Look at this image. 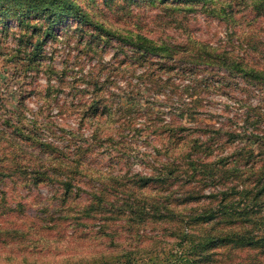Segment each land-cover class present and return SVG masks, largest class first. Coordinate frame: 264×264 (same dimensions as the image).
<instances>
[{
    "label": "rangeland",
    "instance_id": "374dc122",
    "mask_svg": "<svg viewBox=\"0 0 264 264\" xmlns=\"http://www.w3.org/2000/svg\"><path fill=\"white\" fill-rule=\"evenodd\" d=\"M75 1L85 14L82 21L64 18L53 23L37 12L26 14L24 22L14 16L0 20V264H78L113 249L105 248L102 240L108 234L97 237V214L72 212L70 198L63 202L57 196L62 186L41 180L39 173L33 172L44 169L39 160L49 164L53 161L51 154L56 155L60 148L71 153L76 143L91 144L85 170L89 174L81 177L79 189L72 187L81 208L94 184L112 183L109 174L152 175L161 171L170 123L179 122L188 128L181 130V143L169 154L187 153L195 135L206 137L201 125L231 127L229 117L245 109L238 97L247 95L246 89L255 91L250 92L252 103L263 93L240 75H229L220 66L225 63L192 61L190 51L183 46L169 56L155 50L145 57L125 43L127 38H121L138 34L168 46L188 42L194 51L205 43L209 48L204 51H224L242 65L264 68V6L256 8L261 0H200L195 4L176 0ZM219 8L226 11L218 14L223 10ZM94 24L101 26L99 30ZM49 25L51 29L46 32ZM163 65H209L212 70H198V81L186 73H173L170 78L174 87L154 88L149 83L167 79ZM154 67L158 71L152 73ZM95 79L103 83L97 93L111 105L112 115L100 112L91 122L80 123L78 108L82 102L77 106L72 102L90 101ZM190 83H202L193 95L185 88ZM117 107L123 111L119 113ZM126 107L130 108L125 111ZM131 117L130 122L122 124ZM101 122L103 131L119 141L118 145L91 142L93 130ZM241 122L238 118L235 128ZM128 125L138 127L141 133L133 136ZM12 136L14 140L10 141ZM225 139L226 133L218 141ZM236 140L240 141L235 144L244 143L243 139ZM41 143L57 149L46 148V152ZM225 145L222 150L214 148L207 157L217 156L227 163L234 144ZM174 169L164 181L150 179L143 187L146 196L168 200L169 208L146 213L137 224L140 236L135 245L145 250L136 256L153 261L147 264H157L164 252L182 250L177 240L182 228L197 234L209 232L216 239L205 245L207 264H264V192L256 191L264 182L246 180L243 187L250 185L252 190L244 194L234 189L240 188V182L228 173L217 171L219 176H213L200 168L194 171L187 164ZM189 169L193 172L185 174ZM254 192L259 201L255 212H241L239 207L252 201ZM222 204L224 212L220 213ZM197 213H208V221L196 222L190 217ZM109 215L116 219L111 218L104 231H110L112 225L125 227L124 217ZM239 236H245L244 241ZM131 239L129 236L123 244L129 245Z\"/></svg>",
    "mask_w": 264,
    "mask_h": 264
},
{
    "label": "trees",
    "instance_id": "16d2710c",
    "mask_svg": "<svg viewBox=\"0 0 264 264\" xmlns=\"http://www.w3.org/2000/svg\"><path fill=\"white\" fill-rule=\"evenodd\" d=\"M186 4H195V2L200 0H176ZM262 2V3H261ZM261 3V4H259ZM256 4V8L260 10L264 6V0H261ZM230 3H228L229 5ZM223 9V8H221ZM219 8V10H221ZM35 10V11H33ZM214 12L215 9H213ZM226 11V8L219 12L218 14H223ZM31 12H37L40 15L46 17L50 22H58L64 18H73L78 21H82V17L85 16L82 13V8L75 0H0V20H4L8 16H14L17 20L24 22V17L26 14H31ZM99 24H94L96 28L99 30ZM101 27V26H100ZM51 29V26H47L45 31L48 32ZM101 33V32H100ZM102 34V33H101ZM105 37L110 38L108 33L105 32ZM132 34L123 36L121 38H127L125 43H130L132 48L138 50L139 55L148 56V53L161 52L163 56H169L173 51L183 50L187 48L188 55H192V61L205 60V61H217L220 63H225L226 65H220L225 68L226 72L229 75H240L242 78L250 82L254 88L260 89L264 93V68L256 67L255 65H242L241 61L234 59L231 56L225 55L224 51H218L217 53L212 52V48L210 50L204 51L209 48L205 43H200V50H193L189 47L191 43L183 42V44H173L168 46L166 43L162 45H158L156 43H152V40L147 36L136 35L135 38H132ZM118 38V39H121ZM190 41H195L193 38L189 37ZM128 43V44H129ZM122 44V43H121ZM147 53V54H146ZM165 53V54H164ZM167 54V55H166ZM210 58V59H209ZM179 60V59H178ZM150 66V65H148ZM163 70H167L168 76L167 79H161L159 81H154L155 83H149L150 86L160 87V86H173L171 83V75L173 73H186L189 76L193 77V81H198V77L196 74L198 70H207L210 72L212 68H209V65H163ZM162 70V67L160 68ZM158 69L154 67L151 72H157ZM145 75H148V72H144ZM142 73L141 77L145 80V76ZM96 77V76H94ZM147 77V76H146ZM210 78V76H209ZM208 77H205V82H207ZM59 80H62V74H59ZM209 80V79H208ZM169 81V83H168ZM152 84V85H151ZM170 84V85H169ZM202 83H197L193 85V83L185 86L188 89V93L193 95L194 92H197V85H201ZM207 84V83H206ZM74 85V83H73ZM72 85V86H73ZM93 89H94V97L90 98V101H77L72 102V105L77 106L78 102L81 103V107L78 108L81 113L80 115V123L84 121L91 122L93 117L98 113H105L107 117L112 115L111 105L103 102L102 98L97 93L98 90L102 89L103 83L95 79L93 81ZM75 86V85H74ZM79 90V89H78ZM173 88L169 90L170 93H173ZM247 90V95H242L238 97V101H240V105H243L245 108L241 112H237L233 114L232 117H229V123L232 127L224 128L223 126H216L210 124H205L204 131L207 135L205 138L201 139L199 135H195L189 142L191 143L190 150L187 153H181L176 155L172 153L169 154V151H174L178 149L179 144L181 143V130L187 129L188 127L182 123H170L166 129V154L165 159L161 161V166H163L158 173L152 175H143L138 172L133 173H118V174H109L107 177L110 178L112 183L101 182L96 186L93 185L89 190L88 196L85 198V204L81 205V208H78L80 200L77 199L78 194H72V187L79 189L80 182H82V176L88 175L89 173L85 171L89 165V155L87 154L88 149L91 147L89 145H83L76 143L74 145V151L69 153L68 151H63L61 148L58 149V153L53 155L52 163L43 164L44 169L42 171H33L36 174L39 173L41 180H47L55 183L62 189H60L57 196L61 198V201L65 202L68 198H70V209L72 212L80 211L79 214L87 213L95 216L96 214L99 216L100 226L98 229L97 237H104L102 235L108 234L109 237L102 239L104 243L107 245L105 248H113L109 251V254H96L94 256H90L85 263L79 261L78 264H147L150 262V258L147 260L146 258H139L136 256L141 250H145V247H138L135 245L136 238L140 236L139 230L136 229V226L139 222L144 220L143 216L147 213L150 214L151 211L158 212L164 208L168 211V200L160 197H149L146 196L143 190L145 183L150 179H156L158 181H164L163 179L167 176L168 173H173L175 171L174 167H180L182 164H187L194 171L198 168L203 170L205 174H213V176H219L221 174L228 173L227 175H232L236 181L240 182V188H234L242 193L246 194L252 190V186H244V182L250 179L255 182H264V94L255 99V102L252 103L251 93H255L253 88L251 90ZM80 91V90H79ZM78 91V92H79ZM81 92V91H80ZM76 92L74 91V96ZM130 107H126L125 111ZM184 108L190 109L189 106H185ZM119 113H121L122 107H117ZM240 114V115H239ZM240 118L242 121L239 125V128H235L236 120ZM131 118H126L125 122L122 124L125 125L130 122ZM92 124V123H91ZM98 125L93 130V143H101L105 146L109 147L113 146L114 143L118 145L117 140H114L111 135L106 131H103L101 123H97ZM106 124V123H104ZM121 125V123H120ZM122 125V126H123ZM105 126V125H104ZM150 126V125H148ZM128 129L132 130V135L135 136L141 131L139 128H135L132 125L127 126ZM153 132L156 133V129L158 126H153ZM120 128V127H119ZM118 128V129H119ZM123 130V129H122ZM155 130V131H154ZM102 132H105L103 135ZM134 132V133H133ZM2 133V132H1ZM149 133V132H148ZM227 134V140L220 142L218 138L221 137V134ZM5 135L6 133H2ZM160 134V133H159ZM131 135V136H132ZM14 136V135H13ZM10 137L9 140L13 141L14 137ZM243 139L244 143L235 144ZM104 140V141H103ZM126 142V139H123L122 142ZM234 144L233 150L230 153L229 161L226 163L221 162L220 157H207V154H210L214 148L223 149L226 146V143ZM44 151L47 152L46 148H50V150H56V147L52 145H44L41 143ZM130 144V142H129ZM190 151H201L203 154H192ZM51 153V151H50ZM41 159V157H38ZM47 167V168H46ZM210 171V172H209ZM193 171L186 170L185 174H190ZM248 180V181H250ZM100 182V181H99ZM258 194L264 192V183H262L257 189ZM107 194H110L106 196ZM76 199L78 201H76ZM252 201H245L239 207L241 212H255L254 206L259 202L257 198H255V192L251 196ZM221 202V201H220ZM224 204L220 207V213L224 212ZM109 213H115L116 216H122L126 220L124 221L125 227H118L117 225H112L110 231H104L107 224H109V220L113 218ZM208 213H197L193 216V220L196 222L203 221L206 222L209 219L210 215H206ZM261 218V217H260ZM115 223V222H114ZM107 228V227H106ZM181 228L180 226L177 227ZM119 229H122L121 231ZM125 231V232H124ZM123 234H127L126 236ZM129 236L132 238L130 240L129 245H124L123 241L128 239ZM178 236V235H177ZM193 236H197L198 239H192ZM242 241H244L245 236H239ZM135 240V241H134ZM178 241L182 244V250L179 251H167L163 254V260L157 264H207L206 258L209 256L208 253L204 252V248L206 244H211L216 239L212 238V234L209 232H200L196 233L194 231H185L181 228V232L177 238ZM189 241V245L186 249H184V244ZM172 257H170V255ZM99 255V256H98ZM151 262H153L151 260ZM231 264H249V263H231Z\"/></svg>",
    "mask_w": 264,
    "mask_h": 264
}]
</instances>
